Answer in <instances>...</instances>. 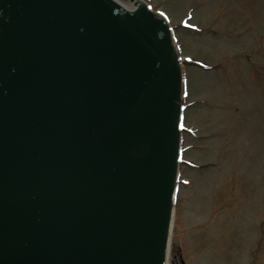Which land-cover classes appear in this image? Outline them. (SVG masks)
I'll use <instances>...</instances> for the list:
<instances>
[{
	"label": "water",
	"instance_id": "obj_1",
	"mask_svg": "<svg viewBox=\"0 0 264 264\" xmlns=\"http://www.w3.org/2000/svg\"><path fill=\"white\" fill-rule=\"evenodd\" d=\"M0 0V264H166L181 67L146 3Z\"/></svg>",
	"mask_w": 264,
	"mask_h": 264
},
{
	"label": "rangeland",
	"instance_id": "obj_2",
	"mask_svg": "<svg viewBox=\"0 0 264 264\" xmlns=\"http://www.w3.org/2000/svg\"><path fill=\"white\" fill-rule=\"evenodd\" d=\"M145 1L187 79L169 264H264V0Z\"/></svg>",
	"mask_w": 264,
	"mask_h": 264
},
{
	"label": "bare ground",
	"instance_id": "obj_3",
	"mask_svg": "<svg viewBox=\"0 0 264 264\" xmlns=\"http://www.w3.org/2000/svg\"><path fill=\"white\" fill-rule=\"evenodd\" d=\"M116 1L119 2L120 4H122V6H124L126 9H133L134 7H136V4H134L136 1L143 3V0H116ZM180 67H181V71L183 72L182 63H180ZM182 99L183 98H181V100ZM166 264H169V257H168V262H166Z\"/></svg>",
	"mask_w": 264,
	"mask_h": 264
}]
</instances>
